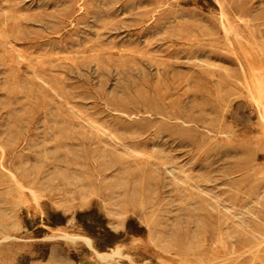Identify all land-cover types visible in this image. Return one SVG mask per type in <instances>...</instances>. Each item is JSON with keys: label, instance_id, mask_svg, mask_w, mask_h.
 Wrapping results in <instances>:
<instances>
[{"label": "rangeland", "instance_id": "1", "mask_svg": "<svg viewBox=\"0 0 264 264\" xmlns=\"http://www.w3.org/2000/svg\"><path fill=\"white\" fill-rule=\"evenodd\" d=\"M0 264H264V0H0Z\"/></svg>", "mask_w": 264, "mask_h": 264}]
</instances>
